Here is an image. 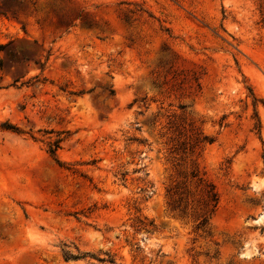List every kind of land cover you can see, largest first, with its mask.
<instances>
[{
  "label": "rangeland",
  "instance_id": "1",
  "mask_svg": "<svg viewBox=\"0 0 264 264\" xmlns=\"http://www.w3.org/2000/svg\"><path fill=\"white\" fill-rule=\"evenodd\" d=\"M0 12V264H264V0Z\"/></svg>",
  "mask_w": 264,
  "mask_h": 264
},
{
  "label": "trees",
  "instance_id": "2",
  "mask_svg": "<svg viewBox=\"0 0 264 264\" xmlns=\"http://www.w3.org/2000/svg\"><path fill=\"white\" fill-rule=\"evenodd\" d=\"M12 42H13V40H10V41H8L6 43L0 44V51H4L5 57L6 56H11V57L14 56L13 49H12ZM5 57L3 56V57L0 58V69H3L5 67ZM35 78H37V76H35ZM37 80H39V79L37 78ZM14 81L16 82V81H18V79H14ZM109 92H110L111 95H113V94H115V89L113 87H111L109 89ZM251 99H252V105H253V108H254L253 118L256 119V127H257V130H258V133H260L261 132V120H260V117H259V114H258V111H257V106H258L259 103H263L264 104V100H261V99L257 98L256 96H254L253 92H251ZM5 127L7 129H11L12 131H15L17 133H22V130L18 126L9 125V126H5ZM50 132H52V131H50ZM62 133H64V132H62V131L57 132L56 138H54L52 140H49L48 141V147H47V152L49 153V155L52 158H54L56 160V162H58L60 165H62L63 162L59 159L58 150L60 148L61 141L65 138V136H62ZM213 140H214L213 138L208 137V136H204L203 139H201V140H199L197 138L196 141H195V144L191 145L189 149L191 151H193L194 147L197 145V143L199 141L212 142ZM180 148L188 149L184 145V143L181 144ZM125 174L126 173L123 172L122 176L124 177ZM191 174H192L193 177H196L197 176L196 170H193L191 172ZM208 187L209 188L207 190V200H208L207 205L211 206V208L209 209V212L211 214V213H213V211L217 207L218 194H217L213 184L208 183ZM180 199L182 200V198H180ZM208 220H209L208 216H202V219L200 220L198 226L201 227V228H205L207 223H208ZM152 224H153V222L151 221L149 223V225H152ZM64 255H65V259L66 260H68V259H79V258H83V257H86V256L95 257L99 261H105L106 260L105 258L97 257L95 254H92L90 252H79L77 254H74L73 252H71L69 250H65ZM110 261H113V259L110 258Z\"/></svg>",
  "mask_w": 264,
  "mask_h": 264
}]
</instances>
